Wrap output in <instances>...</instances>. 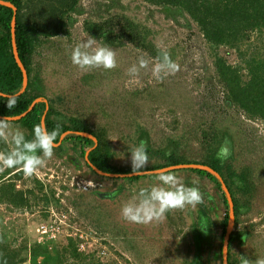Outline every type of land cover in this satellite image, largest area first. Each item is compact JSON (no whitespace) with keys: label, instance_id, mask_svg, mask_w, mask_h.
<instances>
[{"label":"rangeland","instance_id":"obj_1","mask_svg":"<svg viewBox=\"0 0 264 264\" xmlns=\"http://www.w3.org/2000/svg\"><path fill=\"white\" fill-rule=\"evenodd\" d=\"M42 1L24 0L22 15L27 21L46 25L52 20L48 11L58 5ZM125 17L142 25L141 29L148 32L147 41L156 51L169 52L178 65L174 74L156 79L152 68L158 63V56L129 41L107 37L97 40V44L114 50L116 67L85 71L73 65L72 48L78 42L93 39L84 31L86 19ZM63 20L69 34L41 35L31 65L32 78L46 95L43 98L48 102L49 98L55 99L58 111L105 135L112 146L109 162L119 168L132 169L129 146L141 141L146 147L151 146L147 149L149 162L143 169L164 162L155 152L161 148L202 162L209 156L210 146L226 147L230 153L226 162L233 170L245 169L254 189L245 196L239 194L249 208L233 231L238 227L249 233L233 244V258L242 261L244 256L252 264L264 258V120L249 117L231 102L215 64L218 57L224 58L238 67L243 80H247L250 70L246 61L255 57L264 63V26L255 25L243 32L244 38L234 44L216 45L183 9L144 0H80L76 10L65 14ZM114 30L119 33V26ZM140 58L146 59L148 66L132 77L128 69L138 65ZM62 142L53 157L31 177H25L19 168L0 171V197L2 186L14 184V192H26L31 203L25 209L0 199V245L16 253L21 251L23 264H34L31 249L37 246V228L47 218L45 207L49 206L71 213L68 223L73 224V232L88 231L89 246L86 250L77 249L80 259L70 258L66 260L68 264L187 263L197 246L191 226L197 221L198 205L171 209L163 218L149 223H132L121 216L123 204L141 188L158 183L156 174L165 169L179 176L184 185L198 187L203 196L210 193L211 199L217 201L219 218L211 236L202 240L201 257L204 264H224L226 232L220 221L226 213L224 187L191 171L193 166L188 165L193 162L158 170L142 169L144 174L132 181L129 177L137 175L115 177L97 173L86 165L89 160L81 156L80 144L73 147L71 140ZM90 146H85L86 152ZM202 221L201 217L197 227L203 225ZM153 223L161 225L165 233L160 244L153 240L157 235H150L155 231ZM206 226L203 225L202 233L208 231ZM67 243L65 236L57 242H45L48 252L35 259L37 264H60L59 256Z\"/></svg>","mask_w":264,"mask_h":264},{"label":"trees","instance_id":"obj_2","mask_svg":"<svg viewBox=\"0 0 264 264\" xmlns=\"http://www.w3.org/2000/svg\"><path fill=\"white\" fill-rule=\"evenodd\" d=\"M17 7V25H16V42L20 58L27 68L29 75V83L26 90L19 94L23 88L24 76L20 66L17 63L12 43V19L14 16V9L10 6L0 3V92L15 94L18 102L14 109L9 110L7 103L0 100V119L9 116H20L26 113L22 118L15 121L20 127L24 129L28 138H31L34 124L41 120L47 125L49 130L59 126L60 133L63 135L68 132L63 139H57V142L73 141L74 146L82 149L81 156L86 158L85 146L91 145L88 149L89 162L93 163L99 169L108 173L128 174L132 173V169L119 168L112 165L110 160L111 143L105 138V135L95 132L84 121H80L75 117L66 116L58 111L54 104L55 99H50L37 102L35 106L29 111L32 103L40 98H46V95L40 92L41 88L38 86V81L32 78L31 65L36 48L40 45L41 35L46 37L57 36L59 34H69V29L66 22L63 20L65 14H69L76 10L80 0H50L56 3L57 7H52L48 11L52 20L46 25H38L37 22L27 21L23 15L22 10L25 7L24 0H4ZM33 1V0H29ZM42 1V0H40ZM148 3L161 6H175L186 11L188 15L200 26L204 36L216 45L234 44L238 40L244 38V33L255 25L264 26V0H144ZM43 2V1H42ZM56 17V18H54ZM56 19L55 21L53 20ZM115 26H119V33L115 32ZM139 23H135L131 19L125 17L108 18L101 21L86 19L84 22V31L89 34L91 38L96 40L102 38H113L118 41H129L132 44L139 46L142 49L149 50L154 56H159V52L155 50L152 43L147 41L148 32L141 29ZM117 38V39H116ZM234 42V43H233ZM247 67L249 72L247 80H243L238 67H233L228 64L226 59L218 57L215 61L216 69L223 77L224 86L227 89V96L233 104L238 105L251 118H259L264 120V63L259 62L255 57L247 60ZM45 116V118H44ZM77 132H90L95 134L97 141L89 136L78 134ZM150 146V145H149ZM147 145V149L151 148ZM7 146L0 144V151L6 150ZM59 148H62L60 146ZM219 147H209V156L205 161H190L184 158L179 153L171 151L168 153L166 149L161 148L156 150L159 157L164 160L163 163L147 167L143 170H158L166 167H175L183 164L193 162L194 164L211 167L214 172L200 167L189 168L194 173L208 177L221 188L223 183L228 187L234 202V209L236 215V226L240 222V216L246 213L247 200L242 201L241 195L253 192V185L250 183L249 173L244 169L242 171L233 170L231 164L226 162V159L218 158ZM86 165H90L86 162ZM20 171H22L20 169ZM18 171V172H20ZM141 176L129 177L132 181ZM14 184L8 185V188L2 186V195L0 199L4 202L11 203L16 206L27 205L28 194L26 192H14ZM31 192V191H28ZM241 194V195H239ZM224 203L226 206L225 216L220 220L223 227L224 234L227 230L230 219V204L226 193L223 194ZM27 202V203H26ZM203 205L198 204L197 221L191 226V231L195 237L193 242L196 244L195 255L191 257L185 264H204L202 262L201 252L202 240L205 236H211V230L214 229L216 219L213 218L212 209L204 200ZM202 217V224L207 225L205 233H202L203 225H199L198 221ZM208 217V219H206ZM204 218V219H203ZM206 221V224L203 222ZM193 226H195L193 228ZM193 228V230H192ZM190 231V232H191ZM249 233L248 229H238L232 232L229 241L228 262L229 264H242L241 260L233 258L232 247L237 241ZM204 235V236H203ZM224 236V235H223ZM46 246L33 245L32 252L34 258L37 260L39 255L47 251ZM75 240H69L67 245L63 247L62 253L59 256L60 264H68L66 260L80 259V254L77 250ZM7 251V253L5 252ZM19 252L10 251L6 245H0V264H23L25 259L21 257ZM34 259V264L38 261ZM71 264H77L74 261ZM209 264V263H205Z\"/></svg>","mask_w":264,"mask_h":264},{"label":"clouds","instance_id":"obj_3","mask_svg":"<svg viewBox=\"0 0 264 264\" xmlns=\"http://www.w3.org/2000/svg\"><path fill=\"white\" fill-rule=\"evenodd\" d=\"M71 61L74 66L85 71L95 68L109 70L116 67V54L112 48L98 45L97 40L93 38L78 42L72 48ZM148 63L146 59L140 58L138 65L133 64L128 69V74L132 77L137 76L140 69L146 68ZM177 70L178 65L171 59L169 52L160 50L158 63L152 68L155 78L162 80ZM0 100L6 101L9 110L14 109L18 102L15 94L6 92L0 93ZM58 138L63 139L59 126L49 130L43 120L34 124L31 138H28L22 127L15 125L11 117L6 116L0 119V144L7 146L6 150L0 151V171L19 168L25 177L33 176L46 164L47 160L53 157ZM129 152L132 174L137 176L144 174L142 169L149 162L146 144L141 141L136 146H129ZM217 155L219 159L224 160L230 153L226 147H222ZM156 175L158 183L150 188H141L123 204L121 216L124 220L132 223H149L163 218L171 209L195 207L203 202L199 188L184 185L181 178L173 171L165 169ZM18 207L26 209L28 205ZM49 207H45L47 218ZM47 241L50 242V240ZM40 244L43 246L45 243H37V245ZM242 264H252V262L242 256ZM255 264H264V258H258Z\"/></svg>","mask_w":264,"mask_h":264},{"label":"water","instance_id":"obj_4","mask_svg":"<svg viewBox=\"0 0 264 264\" xmlns=\"http://www.w3.org/2000/svg\"><path fill=\"white\" fill-rule=\"evenodd\" d=\"M0 3L1 4H4V5H7V6H10L14 9V16H13V19H12V43H13V50H14V54H15V57H16V60H17V63L18 65L20 66L22 72H23V76H24V84H23V88L22 90L20 91L19 94L23 93L27 86H28V83H29V75H28V71H27V68L25 67L24 63L22 62L21 58H20V55H19V51H18V47H17V42H16V25H17V7L14 6L13 4L9 3V2H6L4 0H0ZM1 93V92H0ZM45 100L44 98L40 97L38 99H36L29 111L35 106V104L37 102H40V101H43ZM26 113L20 115V116H14V117H11L12 120H18L20 118H22ZM45 118V116H44ZM44 121V120H43ZM68 132L64 133L62 135V137L64 138L65 135L67 134ZM78 134H82V135H85V136H89L91 138H93L95 141H97V138L96 136H94L93 134L91 133H88V132H77ZM61 142V141H60ZM60 142L57 143V145L60 144ZM88 153H86V158L89 160L88 158ZM89 165L98 173H101V174H104V175H110V176H115V177H119L123 174H115V173H108V172H104L103 170L99 169L97 166H95L93 163L89 162ZM179 166H183V165H179ZM188 166H193V167H200V168H204V169H207V170H210V171H214L211 167L209 166H204V165H199V164H194V165H188ZM215 172V171H214ZM218 176L219 174L217 172H215ZM223 187H224V191L227 195V198L229 200V204H230V219H229V224L227 226V230H226V235H225V238H224V247H223V258H224V264H229L228 262V250H229V241H230V237H231V234L233 232V228H234V225L236 223V215H235V209H234V202H233V198H232V195L228 189V187L226 186L225 183H223ZM207 197L203 196V200L209 205V207H212L213 208V214L215 215H218L220 213V210H219V205L217 203V201L215 199H211L210 197V193H207L206 194Z\"/></svg>","mask_w":264,"mask_h":264},{"label":"built area","instance_id":"obj_5","mask_svg":"<svg viewBox=\"0 0 264 264\" xmlns=\"http://www.w3.org/2000/svg\"><path fill=\"white\" fill-rule=\"evenodd\" d=\"M88 185V182H87ZM49 217L41 221L38 225V243H45L46 240L55 241L65 236L68 240H75L78 250H86L88 243V231L78 229L73 232V224L68 223L70 214L63 210L56 209L52 206L49 207Z\"/></svg>","mask_w":264,"mask_h":264},{"label":"crops","instance_id":"obj_6","mask_svg":"<svg viewBox=\"0 0 264 264\" xmlns=\"http://www.w3.org/2000/svg\"><path fill=\"white\" fill-rule=\"evenodd\" d=\"M27 203V202H26ZM28 206H29V203L27 204ZM20 206V205H19ZM23 206V205H22ZM24 206H26V205H24ZM23 206V207H24ZM152 227H154L153 229L155 230L153 233H151L150 235H154V236H156L155 238L156 239H153L155 242H157L158 244H160V242L159 241H161V239H163V236H165V233H164V231H163V229H162V227H161V225H159L158 227L153 223L152 224ZM148 234V233H147ZM163 235V236H162Z\"/></svg>","mask_w":264,"mask_h":264},{"label":"flooded vegetation","instance_id":"obj_7","mask_svg":"<svg viewBox=\"0 0 264 264\" xmlns=\"http://www.w3.org/2000/svg\"><path fill=\"white\" fill-rule=\"evenodd\" d=\"M61 142H62V141H61ZM61 142H60V144H61ZM60 144H59V145H60Z\"/></svg>","mask_w":264,"mask_h":264}]
</instances>
